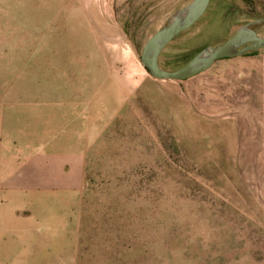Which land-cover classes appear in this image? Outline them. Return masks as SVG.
<instances>
[{
	"label": "rangeland",
	"instance_id": "1",
	"mask_svg": "<svg viewBox=\"0 0 264 264\" xmlns=\"http://www.w3.org/2000/svg\"><path fill=\"white\" fill-rule=\"evenodd\" d=\"M0 1L23 6L9 38L69 48L0 73V264H264V48L162 80L143 44L191 0ZM262 18L264 0H210L159 66ZM85 130L101 134L69 151ZM71 225L74 259L52 257Z\"/></svg>",
	"mask_w": 264,
	"mask_h": 264
},
{
	"label": "water",
	"instance_id": "2",
	"mask_svg": "<svg viewBox=\"0 0 264 264\" xmlns=\"http://www.w3.org/2000/svg\"><path fill=\"white\" fill-rule=\"evenodd\" d=\"M210 0H191L174 13L168 24L155 31L143 44L140 60L149 73L162 80H185L209 69L215 61L243 55L264 48V36L252 27L264 21L256 19L235 30L220 44L207 46L179 67L168 70L159 66V57L165 47L181 32L195 24L206 11Z\"/></svg>",
	"mask_w": 264,
	"mask_h": 264
},
{
	"label": "crops",
	"instance_id": "3",
	"mask_svg": "<svg viewBox=\"0 0 264 264\" xmlns=\"http://www.w3.org/2000/svg\"><path fill=\"white\" fill-rule=\"evenodd\" d=\"M19 7L21 8L23 6H20V4L17 2H14V4L12 5L11 3H7L6 1L5 2L0 1V73H5L7 71H31L35 69L34 68L35 66L49 65L48 57L69 54L68 52L69 48H54L53 46H51L52 44H50V42H47V46L44 45V43H41V44L39 43L26 44L25 43L23 44L22 42L23 38L17 37V34H19V32L14 33L13 36H10L9 38L8 35H6L7 10L9 9L8 11L9 14H12V13L15 14L17 11L14 12V9L19 8ZM2 20H4V27L2 26V23H3ZM33 35L37 36V33H34ZM36 39L39 40L38 38ZM54 39L56 38L54 37L46 38V40H49V41L54 40ZM10 40L14 42L13 44H11V46H9L11 43ZM17 40H20V42H17ZM8 41H10L9 44H8ZM9 47L13 49L9 51ZM8 55L14 56L16 61H18L17 64L10 65V66L7 65L5 61ZM24 57H26L25 60L27 61V63H23ZM39 57H47L48 59L45 60L44 58V60L43 59L39 60ZM44 61L46 63H44ZM23 66H26V67H23ZM46 69L49 70L51 68H46ZM39 70H44V69H39ZM94 127L96 128L97 125ZM100 127L101 125L100 126L98 125L99 131L101 129ZM100 132L97 133V132L92 131V132L87 133V131L85 130L84 132L82 131V133L81 132L78 133V136H77L78 138L77 139L75 138V141L77 140L78 142V146L74 148H69L68 150L85 153L86 151H88L89 147L94 143V141L97 140L98 136L101 134ZM0 143H1V140H0ZM77 166L79 167V165ZM75 182L77 183L78 179H76ZM63 231H68L66 232V235L64 236L66 237V240L64 239L65 241L62 247L63 252L60 255L54 253L52 257L54 258L59 257L61 259H74L75 248H76L75 245H76V239H77V227L75 225H71L70 228L68 229L66 227L63 228ZM40 249L41 251L38 250L40 253L37 252L36 255L38 256L39 254L41 257H47L48 250H45L43 246H40ZM33 250H34L33 248H31L30 251L25 249L24 255H20V257L23 258L26 256H34L35 253L33 252Z\"/></svg>",
	"mask_w": 264,
	"mask_h": 264
}]
</instances>
